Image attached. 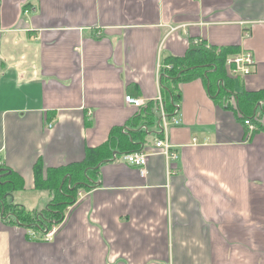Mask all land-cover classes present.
Here are the masks:
<instances>
[{
  "label": "crops",
  "instance_id": "obj_1",
  "mask_svg": "<svg viewBox=\"0 0 264 264\" xmlns=\"http://www.w3.org/2000/svg\"><path fill=\"white\" fill-rule=\"evenodd\" d=\"M196 41L252 52L254 72L231 79L264 90V0H0V160L23 177L28 210L46 196L35 166L84 161L138 114L125 97L156 101L161 61ZM180 92L174 168L149 131L146 175L103 164L52 241L0 212V264H264V131L201 79Z\"/></svg>",
  "mask_w": 264,
  "mask_h": 264
},
{
  "label": "trees",
  "instance_id": "obj_2",
  "mask_svg": "<svg viewBox=\"0 0 264 264\" xmlns=\"http://www.w3.org/2000/svg\"><path fill=\"white\" fill-rule=\"evenodd\" d=\"M236 54H239L238 48L210 47L201 41L192 43L183 57L164 58L159 70V88L167 119L171 120L180 114V85L201 79L216 104L235 111L243 121L253 120L256 130L264 131V123L261 122L264 120V90H237L236 82L228 76L227 59ZM255 116H259L261 121H255ZM149 131L155 135L156 140L164 138L160 105L156 101L140 107L138 114L125 126L114 127L106 143L96 148H87L84 161L49 168L46 173L42 164L38 163L34 169V189L46 193V202L42 200V204L33 210L15 201V195L25 190L24 179L0 160L2 220L7 225L36 234L59 227L68 208L78 200L79 193L96 187L101 166L116 161L124 154L142 151L147 145Z\"/></svg>",
  "mask_w": 264,
  "mask_h": 264
},
{
  "label": "built area",
  "instance_id": "obj_3",
  "mask_svg": "<svg viewBox=\"0 0 264 264\" xmlns=\"http://www.w3.org/2000/svg\"><path fill=\"white\" fill-rule=\"evenodd\" d=\"M246 37H249V33L246 34ZM199 41H196L195 43H198ZM256 60L254 58V55L250 51H242L239 54L233 55L228 57L227 59V72L229 78L239 79V78H246L250 76L256 67ZM161 65L159 66L160 70ZM125 102L129 106H134L136 108L143 107L145 105L144 100L140 98H134L132 96H126ZM156 102L160 105V122L164 131V138L163 139H157L154 143V149L152 151V154H157L163 156L167 162H169V167L174 168V163L178 160L179 155L170 143L167 132L168 129L171 126H177L180 124V120L178 117H175L171 120L167 119V116L163 110L162 106V98L161 94L156 99ZM255 121H261L259 119V116H255ZM264 123V120L261 121ZM245 126L250 127L249 129L255 130L256 125L251 119H245L244 120ZM51 127V126H50ZM151 152L145 151L144 149L142 151L138 152H131L122 155L118 160L124 162L125 164L136 167L140 169V174L142 176L146 175V166L148 163V158L150 155H152ZM83 195L80 194V197ZM59 227H53L50 230L45 231V233L42 234H36L34 232H29V236L32 240H38L41 239L46 242H50L54 239L56 233L58 232Z\"/></svg>",
  "mask_w": 264,
  "mask_h": 264
},
{
  "label": "rangeland",
  "instance_id": "obj_4",
  "mask_svg": "<svg viewBox=\"0 0 264 264\" xmlns=\"http://www.w3.org/2000/svg\"><path fill=\"white\" fill-rule=\"evenodd\" d=\"M18 94H19V93H17V96H18ZM31 194H34V193H31ZM16 195H17V200H18V201H21V204L25 205V207H27V209L30 208L29 206H30V203H31V202L28 201V198H27L26 196H24L23 193H22V194L19 193V194H16ZM21 196H22L23 198H22ZM27 196H29V194H27ZM26 198H27V199H26ZM43 202L45 203V202H46V199H43ZM41 204H42V202H40V205H41Z\"/></svg>",
  "mask_w": 264,
  "mask_h": 264
},
{
  "label": "water",
  "instance_id": "obj_5",
  "mask_svg": "<svg viewBox=\"0 0 264 264\" xmlns=\"http://www.w3.org/2000/svg\"><path fill=\"white\" fill-rule=\"evenodd\" d=\"M259 106H260V104H259ZM114 155H116V153H114Z\"/></svg>",
  "mask_w": 264,
  "mask_h": 264
}]
</instances>
